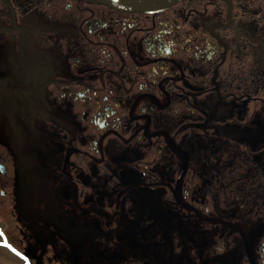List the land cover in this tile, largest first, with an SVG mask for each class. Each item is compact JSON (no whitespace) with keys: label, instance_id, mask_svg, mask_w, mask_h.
Returning a JSON list of instances; mask_svg holds the SVG:
<instances>
[{"label":"flooded vegetation","instance_id":"af4514ba","mask_svg":"<svg viewBox=\"0 0 264 264\" xmlns=\"http://www.w3.org/2000/svg\"><path fill=\"white\" fill-rule=\"evenodd\" d=\"M0 248L264 264V0H0Z\"/></svg>","mask_w":264,"mask_h":264},{"label":"rangeland","instance_id":"374dc122","mask_svg":"<svg viewBox=\"0 0 264 264\" xmlns=\"http://www.w3.org/2000/svg\"><path fill=\"white\" fill-rule=\"evenodd\" d=\"M0 252H3V249L0 248ZM3 257H4V256H0V264H2L1 262H3V261H2ZM6 262H7V261L5 260L4 263H6Z\"/></svg>","mask_w":264,"mask_h":264}]
</instances>
